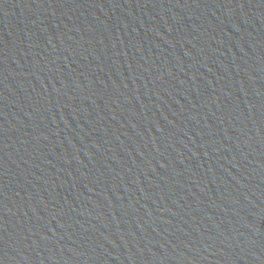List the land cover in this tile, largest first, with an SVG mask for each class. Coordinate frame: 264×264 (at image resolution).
<instances>
[{
	"label": "water",
	"instance_id": "obj_1",
	"mask_svg": "<svg viewBox=\"0 0 264 264\" xmlns=\"http://www.w3.org/2000/svg\"><path fill=\"white\" fill-rule=\"evenodd\" d=\"M0 264H264V0H0Z\"/></svg>",
	"mask_w": 264,
	"mask_h": 264
}]
</instances>
